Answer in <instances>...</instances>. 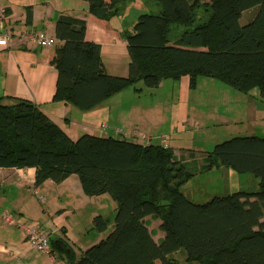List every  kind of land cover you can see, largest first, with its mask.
<instances>
[{
  "label": "trees",
  "instance_id": "16d2710c",
  "mask_svg": "<svg viewBox=\"0 0 264 264\" xmlns=\"http://www.w3.org/2000/svg\"><path fill=\"white\" fill-rule=\"evenodd\" d=\"M82 1L108 20L132 0ZM154 1L159 13L141 14L122 31L127 76L106 72L100 46L86 40L85 20L61 16L54 100L89 110L130 87L140 91V81L155 89L166 79L189 77L195 89L203 76L243 93L257 91L264 101V0ZM203 162L207 169L253 174L260 189L196 203L184 187L197 172L171 148L89 134L74 141L31 101H0V168H35L36 187L77 175L86 195L107 194L117 203L114 229L74 264H264V137L219 143ZM148 216L161 220L159 243L144 221ZM106 226L102 216L94 219L96 230Z\"/></svg>",
  "mask_w": 264,
  "mask_h": 264
},
{
  "label": "crops",
  "instance_id": "0c3cea01",
  "mask_svg": "<svg viewBox=\"0 0 264 264\" xmlns=\"http://www.w3.org/2000/svg\"><path fill=\"white\" fill-rule=\"evenodd\" d=\"M28 9L32 10L31 23L27 20ZM248 12L250 17L251 10L243 15ZM121 15L120 13L108 20L100 19L89 12L88 3L82 0H0V32L9 36V46L0 47V101L7 104L12 103L15 98L31 101L74 141L89 134L148 143L139 134L147 136L154 144L178 148L172 137L186 131L180 125L188 121L184 116L185 103L190 102L194 90L190 87L189 77L166 79L154 89L160 91L169 85L174 92L178 91V97L173 98L177 99L173 103L176 105L178 121L171 128V124L168 128L165 127L169 122L167 113L170 111V104L161 101L162 98H157L160 100L155 102L143 101L141 94H137L132 87L89 110H81L71 103L54 100L58 71L52 60L56 47L62 43L56 38L54 47L44 48L36 44L33 35L44 32L56 37V21L61 16L85 20L86 40L100 46L106 72L113 76H127L130 58L127 42L121 34L125 29L130 30L136 21L125 23L126 20ZM201 79L207 78H200L199 82L204 84L216 83L211 79ZM257 97L261 99L260 96ZM118 129L120 132H117ZM173 152L176 156L179 155L176 149ZM194 156L193 153H188L177 157L190 166L195 161ZM204 157L201 155L199 158L202 161L200 166ZM35 181V168H0V264H51L49 256L34 252L29 245L26 227L34 225H40L50 233L52 250L58 257L59 264H74L88 248L104 239L108 230L96 234L88 243L80 241L74 233L76 225L68 222L70 215L75 214L78 207L83 209L89 203L88 195L84 193L77 175L70 176L60 184L47 180L40 187H36ZM105 195L98 197L107 199L104 198ZM41 197H45V203L41 202ZM111 205L114 213H117V203L113 201ZM4 212L12 214L15 224L3 223ZM87 214L89 227L82 233L86 237L91 233L89 230H96L94 219L97 216L106 219L95 208ZM114 220L109 221L110 231L114 229ZM144 221L154 240L157 243L162 241L165 234L160 229L161 220L148 216ZM56 241L64 242L70 252L60 250L55 245ZM55 248L65 256L57 254ZM178 263L188 264L183 259Z\"/></svg>",
  "mask_w": 264,
  "mask_h": 264
},
{
  "label": "rangeland",
  "instance_id": "374dc122",
  "mask_svg": "<svg viewBox=\"0 0 264 264\" xmlns=\"http://www.w3.org/2000/svg\"><path fill=\"white\" fill-rule=\"evenodd\" d=\"M159 12L160 6L154 0H132L123 5L121 16H124L125 23H127L130 20L137 21L141 14ZM248 17L249 12L242 16L241 23L246 24ZM200 78H207L201 80L211 79L216 83L215 85L204 84L202 81L199 82ZM200 78L198 87L192 90L190 102L185 103L184 116L188 118V121L184 125L181 123L180 126L186 131L172 137L178 147L174 146L172 150L176 149L179 152L177 156L188 153L195 155V161L190 166L195 169L197 175L185 185V193L194 202L205 203L214 196L228 195L237 191H258L260 189L259 180L253 174H240L229 168L224 169V167L207 169L204 165L200 166L202 161L199 158L201 155L205 156L206 151H211L215 145L234 137L251 135L264 137V101L257 97L259 96L257 91L243 93L213 78L203 76ZM135 86L138 89L142 88L137 91V94H141L143 101L155 102L160 100L157 98H162L161 101L170 104L171 108L167 113L169 122L165 124V127L168 128L170 124L169 128L175 127L178 116L176 105L173 102L177 99L173 98L178 97V91L174 92L169 85L160 91H154V89L147 88L142 81L136 83ZM88 198L89 203L83 209L78 207L76 213L70 215L68 220L69 223H75L74 233L80 241L83 240V243H88L90 239L96 237V234H101L106 229L108 230L107 236L111 232V228L108 227L109 221L115 219L116 216L111 205L113 201L109 195H105L104 198L107 199L98 196H88ZM92 208L104 214L107 226L103 231L89 230L91 233L86 237L82 233L89 227H87L89 215L87 212H90ZM108 217L112 219L109 220ZM55 252L65 256L56 248Z\"/></svg>",
  "mask_w": 264,
  "mask_h": 264
},
{
  "label": "built area",
  "instance_id": "2783aa9c",
  "mask_svg": "<svg viewBox=\"0 0 264 264\" xmlns=\"http://www.w3.org/2000/svg\"><path fill=\"white\" fill-rule=\"evenodd\" d=\"M32 38L36 42V44L44 48L54 47L57 43L56 37L48 36L44 32H37L33 35ZM8 46H9V36L7 34L0 32V47L7 48ZM117 132H120V130L118 129ZM138 136H141L148 143L151 142L150 139L145 135L138 134ZM40 200L42 203L46 202L45 197H41ZM2 221L5 224H15L16 222L12 214L9 212H4V214L2 215ZM19 226L24 227L21 224H19ZM26 231H27V240L32 250L36 253L49 256L51 259V264H59L58 257L53 253L52 250L50 233L40 225L26 227Z\"/></svg>",
  "mask_w": 264,
  "mask_h": 264
},
{
  "label": "water",
  "instance_id": "95a60500",
  "mask_svg": "<svg viewBox=\"0 0 264 264\" xmlns=\"http://www.w3.org/2000/svg\"><path fill=\"white\" fill-rule=\"evenodd\" d=\"M55 245L62 251L69 253L70 249H68V246L62 242V241H56Z\"/></svg>",
  "mask_w": 264,
  "mask_h": 264
}]
</instances>
